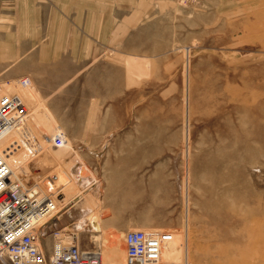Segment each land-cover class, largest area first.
<instances>
[{
	"label": "rangeland",
	"instance_id": "obj_1",
	"mask_svg": "<svg viewBox=\"0 0 264 264\" xmlns=\"http://www.w3.org/2000/svg\"><path fill=\"white\" fill-rule=\"evenodd\" d=\"M24 76L11 148L36 133L23 176L70 201L47 252L78 230L119 264L126 232L156 229L163 264H264V0H0V92Z\"/></svg>",
	"mask_w": 264,
	"mask_h": 264
},
{
	"label": "built area",
	"instance_id": "obj_2",
	"mask_svg": "<svg viewBox=\"0 0 264 264\" xmlns=\"http://www.w3.org/2000/svg\"><path fill=\"white\" fill-rule=\"evenodd\" d=\"M32 84L29 76L19 78L14 87L0 92V137L20 127L31 113V106L19 93ZM10 86V85H9ZM27 142L33 151L44 147L39 136L27 130ZM49 144L59 148L66 143V134L59 129ZM7 150L0 152V264H108L100 247L86 249L78 230L59 228L53 231L50 253L40 238V228L68 209L70 201L58 209L59 189L44 192L39 183H28L24 176L15 177L8 163ZM56 180L55 175L49 181ZM59 202V203H58ZM171 232L136 229L125 233V255L119 264H163L162 250L172 239ZM118 264V263H111Z\"/></svg>",
	"mask_w": 264,
	"mask_h": 264
},
{
	"label": "bare ground",
	"instance_id": "obj_3",
	"mask_svg": "<svg viewBox=\"0 0 264 264\" xmlns=\"http://www.w3.org/2000/svg\"><path fill=\"white\" fill-rule=\"evenodd\" d=\"M23 126L25 125V123H23L22 124ZM21 125V126H22ZM21 126L20 127H18V128H16V129H13V130H11V131H9L7 134H5L4 136H1L0 137V152H3V151H5V150H7L8 152H7V158H8V163H9V165H10V167H11V169H12V171H13V174H14V176L15 177H19V176H23V173H25V174H27V177H29V173L27 172V171H25L24 169H22V164L24 163V162H22L21 160H20V158H19V153L18 152H21V151H24V150H27V148H30V145H28L27 143H24L22 146H21V149H18V152L16 153V151H13V149L11 148L13 145H11L12 144V139L13 138H16V137H18V135H20V131H21V129H23V128H21ZM25 127V126H24ZM65 145V144H64ZM64 145H62V146H64ZM61 146V147H62ZM32 150V149H31ZM35 158V157H34ZM11 160V161H10ZM30 163V162H29ZM32 168H33V166H32V163H30L29 164ZM29 166V167H30ZM24 167H26V166H24ZM43 167V166H42ZM36 171H38V170H36ZM56 171V170H55ZM45 174V173H44ZM44 174H42L43 176H45ZM53 175H55V174H53ZM41 176V175H40ZM39 177V176H38ZM47 177V176H46ZM46 177H44V178H42V176L40 177L41 179H42V182H37V183H39L40 184V186H42V188L44 189V186L45 185H47V183L45 184L44 183V180L46 179ZM55 177H56V180H54V182L53 181H51L50 182V184L51 185H53V184H56V185H58V189H59V199H60V203L58 204V209L59 208H61V205H65V204H67V203H65V194H64V189H63V186H62V184H61V182L59 181V175H55ZM35 181H37V180H35ZM53 182V183H52ZM48 185H49V183H48ZM51 185H50V187H51ZM46 188V187H45ZM49 190V189H48ZM47 190V191H48ZM44 192H46L45 191V189L43 190ZM98 237L99 236H97V239H98ZM177 237H175V239H176ZM179 240V239H178ZM172 241H174V239L172 240ZM176 241V240H175ZM171 242V241H170ZM177 242V241H176ZM178 244H179V242H178ZM174 246L177 248L176 249V251H175V253H174V256H176V253L178 252V246H177V244H174ZM86 249H91V248H86ZM109 250H110V248H109ZM112 251V250H111ZM109 252V251H108ZM113 252H114V250H113ZM112 252V254H113V256H114V253ZM108 255V254H107ZM116 255V254H115ZM109 257H110V254H109ZM117 257V256H116ZM115 258V257H114ZM120 258V257H119ZM110 259V258H109ZM116 259V258H115ZM119 260V259H118ZM117 260V261H118ZM110 261H112L111 259H110ZM117 261H116V263H117ZM114 262H115V260H114ZM119 262V261H118Z\"/></svg>",
	"mask_w": 264,
	"mask_h": 264
},
{
	"label": "crops",
	"instance_id": "obj_4",
	"mask_svg": "<svg viewBox=\"0 0 264 264\" xmlns=\"http://www.w3.org/2000/svg\"><path fill=\"white\" fill-rule=\"evenodd\" d=\"M63 78H64V84H66L67 83V81H69L70 80V78H71V76L70 75H68V73L65 71V73H64V75H63ZM111 93V91H109V93L107 94V95H105V96H103L104 98H106V97H112V94H110ZM105 101L106 102H111L112 100L111 99H105ZM100 134H104V133H100ZM81 136V135H80ZM83 148V145L82 146H80L79 147V149H82ZM101 216H102V210H101V206H100V203H97V205H96V215H95V226L93 227L94 228V230H98V231H100L101 229H100V218H101ZM106 253L108 254L107 255V257H108V259L110 258L112 261V263H116V261L118 260V259H120L119 257L120 256H115V258L114 257H112L111 255H110V257H109V253H108V249L106 248ZM124 255H125V252H124ZM109 259V260H110ZM114 260H115V262H114ZM119 261V260H118ZM118 261H117V263H118Z\"/></svg>",
	"mask_w": 264,
	"mask_h": 264
}]
</instances>
